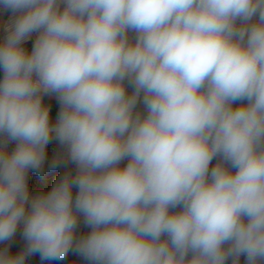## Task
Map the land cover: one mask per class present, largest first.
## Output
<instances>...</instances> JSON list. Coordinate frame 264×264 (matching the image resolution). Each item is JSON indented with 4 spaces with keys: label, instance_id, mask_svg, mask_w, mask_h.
Wrapping results in <instances>:
<instances>
[{
    "label": "clouds",
    "instance_id": "obj_1",
    "mask_svg": "<svg viewBox=\"0 0 264 264\" xmlns=\"http://www.w3.org/2000/svg\"><path fill=\"white\" fill-rule=\"evenodd\" d=\"M0 10V264H264V0Z\"/></svg>",
    "mask_w": 264,
    "mask_h": 264
},
{
    "label": "crops",
    "instance_id": "obj_2",
    "mask_svg": "<svg viewBox=\"0 0 264 264\" xmlns=\"http://www.w3.org/2000/svg\"><path fill=\"white\" fill-rule=\"evenodd\" d=\"M4 18H5L4 15L0 14V34H1L2 26H3V22L5 20ZM31 48H32V46L28 45L27 49L29 51L31 50ZM2 77H3V72H2V70H0V79H2ZM129 91H131V89H129ZM44 103L51 106L50 116H51L52 122L54 123L55 120H56V117L58 115V112H59V103L54 97L53 98H49L47 96L44 98ZM8 147H9V151H11L15 147V145L14 144H9ZM59 150L60 149H59L58 142H56L55 140H53L47 146V150H46L47 151V158H46V161H45V165H44L43 171L39 172V174H38L39 175L38 181L44 180L46 178L54 177V176H62L68 170H73L74 171V166L73 165H65L63 167H58V168H55V169H51L49 167V165L51 164L53 158L56 156V154L58 153ZM126 163H127V160L123 161L121 166L122 167L125 166ZM32 185H34V182H32Z\"/></svg>",
    "mask_w": 264,
    "mask_h": 264
},
{
    "label": "rangeland",
    "instance_id": "obj_3",
    "mask_svg": "<svg viewBox=\"0 0 264 264\" xmlns=\"http://www.w3.org/2000/svg\"><path fill=\"white\" fill-rule=\"evenodd\" d=\"M216 163V161H213V165ZM60 176H54V177H50V178H46L44 180H40L38 181L36 184L34 183V185H31L30 187V191L32 194H36L38 192L41 191H48L51 189V187L53 186V184L56 182V180L59 178ZM90 229L84 227V225L81 223L80 227L78 228V233L80 234H84L87 233ZM22 231V229H18L17 234L13 240V242L11 243V247H10V251L12 253H17L19 251H21L24 247V241L20 235V232ZM0 247H3V245H0ZM244 257H241V264H244ZM27 264H41V260L39 255H34L28 258ZM44 264H47L44 262ZM62 264H86L85 261H83L79 256H76L72 253H69V255L67 256V258L62 262Z\"/></svg>",
    "mask_w": 264,
    "mask_h": 264
},
{
    "label": "built area",
    "instance_id": "obj_4",
    "mask_svg": "<svg viewBox=\"0 0 264 264\" xmlns=\"http://www.w3.org/2000/svg\"><path fill=\"white\" fill-rule=\"evenodd\" d=\"M0 14H3L4 15V22H3V26H2V30H1V34H0V41L3 40L4 36H5V31H4V28L8 25V23L10 22V19H11V13L10 12H6V11H3V10H0ZM36 38V34H33V36L31 37V39H29L26 44L24 45V47H28V45H33V42ZM39 172H30L29 173V187H31L32 185V182L36 183L38 181V178H39Z\"/></svg>",
    "mask_w": 264,
    "mask_h": 264
},
{
    "label": "trees",
    "instance_id": "obj_5",
    "mask_svg": "<svg viewBox=\"0 0 264 264\" xmlns=\"http://www.w3.org/2000/svg\"><path fill=\"white\" fill-rule=\"evenodd\" d=\"M75 191H76V190L74 189V190H73V192H74V195H75ZM45 263H47V262H45ZM229 264H230V262H229Z\"/></svg>",
    "mask_w": 264,
    "mask_h": 264
}]
</instances>
